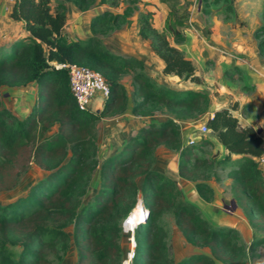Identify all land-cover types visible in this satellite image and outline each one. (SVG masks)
Segmentation results:
<instances>
[{
    "label": "trees",
    "instance_id": "trees-1",
    "mask_svg": "<svg viewBox=\"0 0 264 264\" xmlns=\"http://www.w3.org/2000/svg\"><path fill=\"white\" fill-rule=\"evenodd\" d=\"M121 1L14 0L9 16L21 22L29 35L14 41L9 49L1 47L0 88L34 82L38 95L24 118L3 107L0 95V192L15 188L32 163L46 173L27 194L0 206V235L22 246L17 259L0 250V264H55L49 256L61 258L71 247V240L77 249L78 264H122L120 224L133 211L137 212L139 223L140 206L144 213L148 207L149 213L140 223L145 236L136 231L138 253L133 264H216L217 260L223 264H260L264 261L260 253L264 236L258 237L257 233H264V175L257 158L264 154V137L254 126L239 122L234 114L238 106L230 104L215 110L205 124L237 167L232 184L234 200L258 231L249 245L233 228L209 223L194 204L182 198L173 179L152 169L157 147L180 150V176L196 181L201 197L213 199L214 190L206 182L213 161L195 155L200 143L184 145L178 122L205 114L210 93L159 84L146 73L142 60L112 52L98 37L125 23L139 0H128L123 13L106 11L95 15L88 38L70 40L67 36V2L85 11L96 4L118 7ZM139 22V34L150 41L156 55L164 61L165 74L204 85L205 77L196 63L170 41L171 35L178 44L185 41L179 24H170L160 31L151 12L143 13ZM259 45L264 54V39ZM53 62L76 63L102 74L110 93L99 114L78 108L68 71L55 68ZM132 70L137 84L132 113L150 116L160 111L169 117L160 124L142 127L120 151L103 161L100 187L91 200L82 203L98 165L97 123L127 109L128 93L121 78ZM56 125V131L49 133ZM233 154L240 157L232 159ZM141 175L144 179L139 189L135 179ZM138 191L143 205L137 206V201L133 206ZM166 212L174 214L187 242L207 247L210 254L196 253L174 260L168 252L167 231L158 224ZM70 225L72 235L66 231Z\"/></svg>",
    "mask_w": 264,
    "mask_h": 264
},
{
    "label": "rangeland",
    "instance_id": "rangeland-1",
    "mask_svg": "<svg viewBox=\"0 0 264 264\" xmlns=\"http://www.w3.org/2000/svg\"><path fill=\"white\" fill-rule=\"evenodd\" d=\"M1 2L4 3V6L8 8L13 6L14 0H0V3ZM149 3L156 6L157 4L160 5L159 8L161 12L158 14L159 18L160 15L162 16V14H164V16H166L167 14L166 28L170 24H179L180 28L186 27L187 30L191 31L194 34V38L198 41V43L197 41L195 43L202 50L203 55L207 57L204 59L205 61L203 60L206 65L208 63H213V60H211V58L208 59L210 52H216L220 54L221 56L225 57L223 58L225 60L234 59L230 61L235 62V60H238L243 55L247 54L244 48L256 46L259 50V44L261 40L264 39V0H151L149 1ZM149 3L146 2L144 3V5L138 3L133 15L129 16L125 23L119 24V26H114L107 32L99 33L98 37L99 39H101L103 44L106 47H111V49L113 50H116V47H120L122 49V45L120 44V42L124 38H122L121 34L123 33V31H125L124 33H126L127 36L129 31L131 32L129 36L134 34V27L131 25L133 22L135 23V21L137 25H140V16L143 13L151 12L146 7ZM128 5V0H122L118 7H115V12L123 13L124 9ZM151 13L153 23L154 25H156L157 23H159L157 22L158 16L155 19L153 13L157 14L158 12L154 11ZM6 19L0 18V39L6 38V40H9L10 38H12V41H16L17 39L24 38L25 36H23L21 32H19L22 29L21 26H23V24L12 19L10 22L7 17ZM6 21L8 23L6 24L5 29L3 27V23H5ZM7 26L9 27L7 28ZM142 40L146 46L151 47V43L149 40ZM170 41L173 45L174 43L177 44L172 35L170 37ZM106 43L108 44V46ZM1 47L7 49V47L4 46H0V49ZM154 55L158 58L156 53ZM259 57L264 62V54H261V56ZM134 58L142 60L138 57ZM205 63H202V65ZM203 67L206 66L203 65ZM198 68L200 73H202V75H204L205 77L204 85L195 84L190 81H183L180 77L175 75H167L163 71L164 68L161 71L162 73L158 74L157 79L155 80L163 85H167L168 87H172L171 85H174L173 87L175 89L191 88L195 90H207L208 88L209 91H207L210 93V98L213 101V105L209 106L210 108L214 107L215 109H221L223 107H227L222 103H227L226 105L228 106L230 104H236L239 107V104L237 102H234L233 95L228 92V89L226 91L222 89V83L218 82L217 80H215L211 85L207 83L206 77H210V73L208 71L209 69L204 70L200 66H198ZM145 71L150 75L151 72H149L147 68H145ZM134 72L135 70H132L130 73L125 74L121 78V82L128 93V105L127 109L123 113H125L126 111L132 113V108L137 101V84L134 82ZM157 72H159V70ZM241 72L242 71L240 69H237L236 67H230L226 72V82L227 84L229 83L228 86L230 88H236L235 86H237L243 91H250L251 88L248 85V81L242 76ZM173 76L179 79L181 84H174L172 82ZM18 88L22 87H1V101L3 107L8 108L18 117L24 118L26 117L24 113L27 111L26 109L28 108V102L17 100L12 96L15 94V91ZM211 103L212 102H210V104ZM210 108L205 114L197 118L178 121H180L179 125L184 145L192 144L190 142L191 138L188 137L189 135L193 134L196 136H200L198 138L199 142H196L200 143V146L198 145L199 147L195 148V155L200 158L208 157L213 161V165L209 166V178L206 180V182L214 190L213 199L208 201L201 197L196 189V181L180 176L178 168L180 150L167 148L163 145L157 147L154 153L152 169L166 174L171 179H173L180 189L182 198L185 201L194 204L200 211L201 215L209 223L214 226H224L232 228L231 225L229 226L228 224H223L221 222V219L219 220L218 215L215 212L218 210L222 211L225 205L230 207L231 203L235 201L232 193V184L237 174V167L234 166L231 160L227 158L229 157V152L225 150L226 148L224 149L222 147V144L218 142H213L214 139L211 138L212 135L209 132L204 134L200 133L202 124L206 123L207 119L211 117V115H209L208 113ZM244 111L246 114H249V111L246 108H244ZM30 112L31 111H29V113ZM122 114L113 116L112 119H116L117 121V119ZM168 117V114L158 111L150 116H136L138 121L136 120L137 122L135 123L136 126L139 127L138 130H140L142 127L148 126L149 124H160ZM98 123H101L100 130L103 131L104 127H106L105 122H103L101 119ZM255 124L257 125V122ZM255 128L258 131L259 126H256ZM53 129L54 127L49 131V133H52ZM105 131L106 130H104L103 132ZM103 132L97 131L96 159L98 160V165L95 167L92 173L86 193L82 197V203L91 200V198L95 195L98 188L100 187L102 181L100 169L102 162L105 161L110 155L120 151L126 145V143H128L130 139L139 131L135 133V135L127 139L118 149L112 152H107L108 149H106V146L108 144L105 137H103ZM206 139H210L211 142H204L206 141ZM231 157L232 159H236L240 157V155L233 154L231 155ZM45 173L46 171L44 169L32 163L31 167L22 176L19 184L15 188L0 192V206L6 205L7 203L13 201L15 198L21 195L27 194L30 188L36 183V181L43 177ZM143 179V175L138 176L135 179V183L139 189L143 184ZM140 200L143 202L141 191H138L133 206L136 205L137 201H139L137 206L141 205L142 202H140ZM146 209H148V207H146ZM145 216L146 212L143 214V219L145 218ZM124 219L125 218L122 219L120 224L121 234L119 239L122 252V264H133L134 256L136 253H138L137 247H134V243L136 241V237L134 238V236L136 235V231L139 232L142 237L145 236L144 232L141 231L139 224L143 219L139 223H137L136 211L130 213L125 221ZM123 221L125 222V224H123ZM158 224H160L167 231L166 240L168 244V252L174 260L178 261L196 253L210 254V250L207 247L187 242L184 239V236L180 231L178 225L176 224V219L172 212H166L165 214L160 216ZM250 228L252 229L254 236V234L258 231L253 229V227L251 226L249 227L250 235L252 234ZM66 231L68 234L72 235L73 225L68 226L66 228ZM257 235L258 237H262L264 236V233H257ZM252 239H249V243L247 241L245 242V240L242 241L244 244L249 245ZM132 246L134 248H132ZM0 250L4 251L12 258L17 259L19 258L22 251V246H20L19 244H13L0 235ZM131 252L133 253V257L129 258V254ZM260 253H262L264 257V246L261 248ZM49 258L55 264H78L77 249L73 240H71V247L66 251V253L61 256V258L57 259L55 256L51 255L49 256ZM127 260H129V263H126ZM220 263L222 262L218 260L216 261V264Z\"/></svg>",
    "mask_w": 264,
    "mask_h": 264
},
{
    "label": "crops",
    "instance_id": "crops-1",
    "mask_svg": "<svg viewBox=\"0 0 264 264\" xmlns=\"http://www.w3.org/2000/svg\"><path fill=\"white\" fill-rule=\"evenodd\" d=\"M151 0H139V4L144 5V3H149ZM148 10L151 12H158L157 14L153 13L154 18L157 19V23L155 26L160 31H163L166 29V16L162 14L159 18L160 5L157 4H148L146 6ZM12 10L11 7L4 6V3H0V18L6 19L11 22L10 13ZM106 11H113L115 12V7H111L109 5H94L88 10L81 11L73 2H67V22L65 25V32L70 40H78V39H85L92 35L91 32V20L95 15L102 14ZM4 15V16H3ZM8 15V16H7ZM3 16V17H1ZM162 17V18H161ZM7 20V19H6ZM156 22V20H155ZM8 22L6 21L3 23V27L6 29V24ZM10 26V25H9ZM7 26V28L9 27ZM134 27V34L129 36L131 33L129 31L128 36L125 31L121 34L122 39L120 44L122 45V49L116 47V50L111 49V47L108 46V48L112 52L121 53L123 55H128L132 57H138L143 60V63L145 65V68L149 70L150 75L154 80L157 79V75L162 73L165 63L162 59L159 57L157 58L154 54V50L151 47L146 46L143 43V40L139 34V24L137 25L136 21L133 22L132 25ZM22 29L19 31L23 36L29 35V32H27L23 26H21ZM183 34L185 35V41L182 43H177L174 45L183 50L186 54V56L193 61L196 62L197 66H200L204 70L209 69V75L210 77H206L207 83L209 85L213 84L215 80L222 83V89L227 90L230 94L233 95L234 102H237L239 104V107L234 111V114L239 119V122L243 126H259V129H261V135L264 137V62L259 57L261 56L260 51L256 46L244 48V50L247 52V54L243 55L240 59L235 60V62L230 61L234 59H223L225 57L221 56L220 54L213 52H210V55L208 57L213 60V63L207 64L203 62V60L207 57H205L202 53V50L198 47V45L195 43L197 40L194 38V34L187 30V28H180ZM14 38V37H13ZM14 41H12V38L9 40H6V38L0 39V46L7 47L8 49L12 46ZM128 43V44H127ZM198 43V41H197ZM111 44V43H110ZM120 46V45H119ZM144 47V48H143ZM114 52V53H115ZM205 61V60H204ZM202 63L204 66L203 67ZM233 65V66H232ZM230 67H236L237 69H240L242 72V76L248 81V85L251 88L250 91H243L241 88L235 86L236 88H230L226 82V72ZM159 70V72H157ZM157 72V73H156ZM211 80V81H210ZM157 83H159L157 80H155ZM172 82L174 84H181L179 79H177L175 76H173ZM179 82V83H178ZM161 84V83H159ZM163 85V84H162ZM171 85V84H168ZM167 86V85H165ZM172 88H174V85H171ZM37 85L36 83H31L27 85L26 87L18 88L15 91V94L12 95L17 100L28 102V108L27 111L24 113L25 116L29 114V111L32 110L34 103L37 99ZM208 90V88H207ZM209 91V90H208ZM224 92V91H223ZM20 97V98H19ZM22 97V98H21ZM105 98L98 94L91 102L90 109L91 111L93 109H97L98 107L103 108L105 105ZM211 105H213V101L211 100ZM224 106L227 103H222ZM210 108V107H209ZM244 108H246L249 111V114H246L244 111ZM214 107L210 108L209 115H213L214 113ZM217 110V109H215ZM138 115H134L131 112L126 111L123 113L116 121V119L111 118H104L102 119L103 122H105V126L103 131L100 130V124L97 123V131L103 132V137H105L107 146L106 149L107 152H112L118 149L127 139L135 135L139 130L136 126V123L138 119L136 118ZM257 116V117H256ZM153 118V117H152ZM137 120V121H136ZM180 122V121H178ZM257 122V125L255 124ZM205 124V123H203ZM57 129V126L54 127L52 132H55ZM101 134V135H102ZM191 139H195V143L199 142V137L196 135H189ZM214 139L213 142L220 143V140L213 136L211 137ZM189 142V141H187ZM222 147L225 149V146L222 144ZM226 150V149H225ZM227 151V150H226ZM264 175V172H263ZM233 201V200H232ZM218 215L219 220L221 219V222L223 224L231 225L232 228L235 230L236 234L242 239L245 240V242L249 241V239H252L253 237V231L250 228L252 234L250 235L249 227L250 223L247 219V217L244 215L242 209L236 204L234 205L233 202L231 203L230 207L225 205L223 210L216 211L215 212ZM249 243V242H248ZM209 254V253H206ZM223 264V263H220ZM260 264H264L260 263Z\"/></svg>",
    "mask_w": 264,
    "mask_h": 264
},
{
    "label": "built area",
    "instance_id": "built-area-1",
    "mask_svg": "<svg viewBox=\"0 0 264 264\" xmlns=\"http://www.w3.org/2000/svg\"><path fill=\"white\" fill-rule=\"evenodd\" d=\"M52 65L55 68L68 71L70 89L80 110L90 111V104L98 94H101L105 99L109 96V85L102 74L96 70L76 63L53 62ZM207 132L210 133V129L206 124H202L200 133ZM190 142L195 143V139H191ZM257 161L260 169L264 172V154L258 157ZM146 211L148 215L149 210Z\"/></svg>",
    "mask_w": 264,
    "mask_h": 264
},
{
    "label": "bare ground",
    "instance_id": "bare-ground-1",
    "mask_svg": "<svg viewBox=\"0 0 264 264\" xmlns=\"http://www.w3.org/2000/svg\"><path fill=\"white\" fill-rule=\"evenodd\" d=\"M140 202H142L141 200H140ZM142 204V203H141ZM143 205V204H142ZM140 209H141V212H142V219H143V214H144V212H143V208L140 206ZM147 210V209H146ZM132 213V212H131ZM146 215H147V211H146ZM145 218H146V216H145ZM144 218V219H145ZM144 219L140 222V223H142L143 221H144ZM139 223V224H140ZM123 224H125V222L123 223ZM135 227V226H134ZM134 238H135V236H134ZM136 240V239H135ZM132 242V241H131ZM136 241H135V243H134V247H136ZM133 246H132V248H134ZM133 257V253L131 252L130 254H129V258H132ZM126 263H129V260H127L126 261Z\"/></svg>",
    "mask_w": 264,
    "mask_h": 264
},
{
    "label": "water",
    "instance_id": "water-1",
    "mask_svg": "<svg viewBox=\"0 0 264 264\" xmlns=\"http://www.w3.org/2000/svg\"><path fill=\"white\" fill-rule=\"evenodd\" d=\"M106 102V101H105ZM103 108L98 107L97 109H93V112H96L99 114L102 111ZM258 133H261V129H258ZM234 205H236L235 201H233Z\"/></svg>",
    "mask_w": 264,
    "mask_h": 264
}]
</instances>
